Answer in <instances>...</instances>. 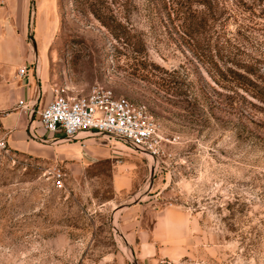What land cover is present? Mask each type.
I'll use <instances>...</instances> for the list:
<instances>
[{"label": "rangeland", "instance_id": "1", "mask_svg": "<svg viewBox=\"0 0 264 264\" xmlns=\"http://www.w3.org/2000/svg\"><path fill=\"white\" fill-rule=\"evenodd\" d=\"M214 1L213 15L138 1V55L80 3L31 0L28 40L51 91L143 104L161 138L152 157L117 138L51 141L36 117L53 149L38 156L0 134V264H264V3ZM223 18L227 53L254 86L216 70ZM117 177L132 186L116 191ZM170 206L190 237L175 260L163 242L145 257L148 217Z\"/></svg>", "mask_w": 264, "mask_h": 264}, {"label": "crops", "instance_id": "2", "mask_svg": "<svg viewBox=\"0 0 264 264\" xmlns=\"http://www.w3.org/2000/svg\"><path fill=\"white\" fill-rule=\"evenodd\" d=\"M30 5L31 0H2L0 5V134L14 150L47 156L53 154V149L44 145L41 136L45 134L35 129L38 122L34 119L38 117L35 112H40L51 101L53 92L38 67L40 56L36 61L28 40ZM21 69H25L22 75L19 74ZM131 186V181L123 177L114 181L118 192ZM148 218V233L155 241L145 247V251H149L145 257L160 253L157 246L163 242L164 246L173 248L168 251L172 257H165L175 260L180 247L190 237L188 217L177 207L170 206ZM179 258L181 255L176 260Z\"/></svg>", "mask_w": 264, "mask_h": 264}, {"label": "built area", "instance_id": "3", "mask_svg": "<svg viewBox=\"0 0 264 264\" xmlns=\"http://www.w3.org/2000/svg\"><path fill=\"white\" fill-rule=\"evenodd\" d=\"M24 73L25 69L19 70L20 75ZM35 115L51 141L71 142L99 136L117 138L152 157L157 152L155 143L161 138L158 124L145 105L104 91L73 96L62 89L54 90L51 101ZM1 144L4 146L3 142ZM55 182L62 186V175H56Z\"/></svg>", "mask_w": 264, "mask_h": 264}, {"label": "trees", "instance_id": "4", "mask_svg": "<svg viewBox=\"0 0 264 264\" xmlns=\"http://www.w3.org/2000/svg\"><path fill=\"white\" fill-rule=\"evenodd\" d=\"M138 1L140 0H74L76 4L82 5L89 14H91L95 20H97L102 27H104L107 32L114 39H121L126 43L127 46L132 47V51L138 55L144 53V42L142 41V34L139 33L134 26L130 23V16L134 13H139ZM147 5H155L158 3H163L165 8L170 6H178L182 4H188L190 13L194 14L195 11L191 9V6L198 5L201 6L207 14H214V0H141ZM259 4H263L264 0H251ZM225 4V2H223ZM182 12L181 14H183ZM124 18V19H122ZM229 19L223 18L221 20V30L222 37L220 40V46H218L217 51V64H215L217 72L220 77L227 81L230 80L242 84V82H247L249 85L254 84L250 81L248 77L239 74L235 70V63L233 57L228 52L231 47V40L228 30ZM135 37L137 42L130 43L131 38ZM220 65V66H218ZM248 76H255L252 71H246Z\"/></svg>", "mask_w": 264, "mask_h": 264}, {"label": "water", "instance_id": "5", "mask_svg": "<svg viewBox=\"0 0 264 264\" xmlns=\"http://www.w3.org/2000/svg\"><path fill=\"white\" fill-rule=\"evenodd\" d=\"M151 171H152V173H153V169H152Z\"/></svg>", "mask_w": 264, "mask_h": 264}]
</instances>
